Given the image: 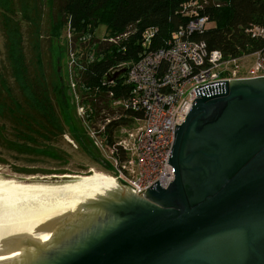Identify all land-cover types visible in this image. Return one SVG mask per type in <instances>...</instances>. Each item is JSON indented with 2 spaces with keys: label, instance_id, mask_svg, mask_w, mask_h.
<instances>
[{
  "label": "water",
  "instance_id": "water-1",
  "mask_svg": "<svg viewBox=\"0 0 264 264\" xmlns=\"http://www.w3.org/2000/svg\"><path fill=\"white\" fill-rule=\"evenodd\" d=\"M195 92L173 131L166 188L156 181L138 197L119 185L83 199L50 242L1 238L0 254L24 250L0 264H264V78Z\"/></svg>",
  "mask_w": 264,
  "mask_h": 264
},
{
  "label": "trees",
  "instance_id": "trees-1",
  "mask_svg": "<svg viewBox=\"0 0 264 264\" xmlns=\"http://www.w3.org/2000/svg\"><path fill=\"white\" fill-rule=\"evenodd\" d=\"M10 1L0 0V8L9 12ZM187 1L60 0L56 7V18L50 21L49 32L52 39L57 40L62 28L64 31L67 26L72 32L91 33L93 36L100 24L105 25L106 37L130 32L123 42V50L121 46H99L98 54H101V58L88 65L84 71L77 72L75 76L78 91L88 95L82 100V104L89 110V120L97 114L95 104L92 106L91 103L95 100L89 96L91 93L106 98L108 94H112V97L107 99L108 104L113 100L126 98L130 93V87L124 84V73L110 84L106 82V77L112 76L108 71L120 64L137 61L143 50L164 49L171 33L185 26L190 19L180 13L181 5ZM35 3L36 0L20 1L21 17L31 26H38L39 21V15L32 6H35ZM200 15L209 18L211 27L201 33L192 34L190 39L204 42L208 52L218 51L223 59H229L251 54L264 45V38H252L247 33L252 27L264 30V0H215L214 4L205 6ZM3 20L9 76L19 94V97L13 96L1 76L0 119L11 123L9 134L15 142H11L14 148L10 149L17 153H21L19 148L39 152L48 147V144L52 146L57 138L61 139L68 133L81 150L99 165L100 158L92 152L95 146L89 137H85L83 129L74 122L71 111L72 98L69 89L62 85L60 73L56 70L53 73L56 78V83L53 84L52 76H46L42 69L37 46L32 48L35 64L27 62L19 27L9 15H3ZM149 30L152 33L145 36V32ZM61 57L62 55H59L58 59ZM84 89H87V93ZM134 118L141 119V114L125 111L118 118L111 119L102 134L105 145L114 147L119 129L130 126ZM4 125L5 123L0 126V135L6 130ZM16 141L22 146H18ZM115 149L119 161H123L124 153L118 147ZM101 162L104 168L111 170L109 162Z\"/></svg>",
  "mask_w": 264,
  "mask_h": 264
},
{
  "label": "built area",
  "instance_id": "built-area-1",
  "mask_svg": "<svg viewBox=\"0 0 264 264\" xmlns=\"http://www.w3.org/2000/svg\"><path fill=\"white\" fill-rule=\"evenodd\" d=\"M214 1L188 0L181 5L180 13L190 19L185 26L171 33L164 49L143 50L137 61L120 64L108 71V74H114L125 69L124 84L130 87L126 98L113 100L110 104L123 112L141 114V119L134 118L130 125L133 127L119 129L114 147H107L102 137L105 125L111 119L106 120L97 131L100 141L89 137L96 148L108 150L113 161L110 163L111 177L115 183L127 186L138 197H142L138 194L156 181L164 189L173 180L172 168L167 164L173 131L175 125L182 123L197 98L195 89L218 82L264 78V45L251 54L223 59L218 51L208 52L204 42L190 39L192 34L206 29L209 18L200 15V12ZM65 29L67 73L73 76L72 80L68 78L67 87L78 117L89 124V110L82 104L75 76L101 58L99 46H121L123 50V42L130 32L95 39L91 33H75L68 26ZM247 33L252 38H264V30L260 27H252ZM71 44L77 49L73 50ZM83 91L87 93V89ZM78 97L81 101L77 105ZM111 97L112 94H108V98ZM65 139L75 148L72 139L66 135ZM115 147L124 153L123 161H119Z\"/></svg>",
  "mask_w": 264,
  "mask_h": 264
},
{
  "label": "rangeland",
  "instance_id": "rangeland-1",
  "mask_svg": "<svg viewBox=\"0 0 264 264\" xmlns=\"http://www.w3.org/2000/svg\"><path fill=\"white\" fill-rule=\"evenodd\" d=\"M20 1L21 0H11L9 6L5 4L8 6L9 12L0 8V78L1 76L3 77L6 86L11 89V94L19 97L18 91L9 76V66L6 61V39L3 15H9L10 18L16 22L15 24L19 27L22 34V46L26 54L27 62L35 64L32 48L37 46L40 53L41 66L46 76H52V82L55 84L56 78H54L53 73L56 70L60 73L62 85L64 84L67 89L68 78L72 80L73 76H69L67 73L68 60L66 52L64 51L67 46L64 41L66 29L63 31L62 28L61 34L57 40L52 39L49 32L50 21L56 18V7L60 0H36V5L34 6L32 4L33 8H35V12L39 15L38 26H31L21 17ZM209 27H211V24L206 25V28ZM145 33V36H148L152 31L149 30ZM105 35V25L100 24L94 32V37L95 39H103L106 37ZM32 39L34 40L32 41ZM71 47L73 50L77 49L74 44H71ZM59 55H62L60 59H58ZM72 73L73 70H71L70 75H72ZM89 96L95 99L91 101V103L92 106L95 104V109L97 111V114L92 118L91 122L88 124L87 121H82L78 117L76 106H72L71 108L72 117L77 126L83 129L86 135L85 137L88 138L90 135L93 140L100 141L97 131L101 128L103 123L108 119L118 118L122 115L123 111L112 104H108V98L103 95L91 93ZM87 97L88 95L82 94L81 100ZM81 100L79 97L77 98V105L78 101ZM3 123H5L4 127L6 130L0 135V182L2 183L11 182L22 187H36L35 189L39 191L50 189L57 191L63 189V187L76 184L81 178L92 176L94 172L109 175L110 177L113 176L112 170H108L106 167L104 168L101 162L113 163L106 148L102 147V149H98L95 147V150L94 148L92 149L94 156L97 155L101 160H99L100 163L98 165L81 150L74 139L75 148L70 145L66 141L65 135L69 139L71 138L70 135L66 133L61 139L57 138L52 143V146L50 144H48V147L42 145L44 148L39 152L19 148V152L21 153H17L10 149V147L14 148L11 142H15L9 134L11 123L4 119H0V126ZM130 127H133V125ZM90 137L88 139L93 143ZM16 143L18 146H22L17 141ZM44 144L47 145V143ZM31 145L30 143V147ZM73 177L81 178L77 179ZM37 199L40 200L41 198L37 197Z\"/></svg>",
  "mask_w": 264,
  "mask_h": 264
},
{
  "label": "bare ground",
  "instance_id": "bare-ground-1",
  "mask_svg": "<svg viewBox=\"0 0 264 264\" xmlns=\"http://www.w3.org/2000/svg\"><path fill=\"white\" fill-rule=\"evenodd\" d=\"M117 186L112 177L96 172L92 176L81 178L72 186L57 191H39L36 187L0 182V250L5 249L4 244L8 243L1 238L12 239L10 244L14 245L21 242V237L34 238L40 243L52 241V233L49 230L53 225L61 224L65 220L73 221L83 199L103 195ZM37 197L41 199L38 200ZM65 216L67 219L63 220ZM17 232L19 234L14 235ZM11 249L10 252L0 254V261L22 259L19 255L23 248Z\"/></svg>",
  "mask_w": 264,
  "mask_h": 264
}]
</instances>
